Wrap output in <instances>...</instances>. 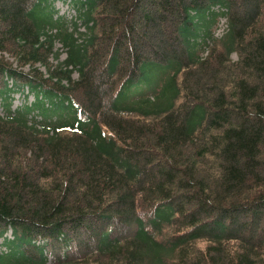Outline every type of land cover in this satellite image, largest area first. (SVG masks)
<instances>
[{"label":"trees","instance_id":"1","mask_svg":"<svg viewBox=\"0 0 264 264\" xmlns=\"http://www.w3.org/2000/svg\"><path fill=\"white\" fill-rule=\"evenodd\" d=\"M0 103V264H264V0H0Z\"/></svg>","mask_w":264,"mask_h":264},{"label":"rangeland","instance_id":"2","mask_svg":"<svg viewBox=\"0 0 264 264\" xmlns=\"http://www.w3.org/2000/svg\"><path fill=\"white\" fill-rule=\"evenodd\" d=\"M55 7L59 10V14L64 13V14H67L68 16L72 14L71 11H67L66 6L61 5L60 3H55ZM222 19H223V21L225 20L224 18H222ZM216 26H217V25H216ZM216 26L213 28V32H214ZM224 27H225V24H222V27H221V28L218 27V28L216 29V31H215V36L220 37V36H221V33H222V30L225 29ZM151 29H152V28H151ZM80 30H83V29L80 28ZM163 31H166V30H165L164 28L159 27L158 23H155V27H154V29L148 31L149 41H151L153 44H159V43L161 42V39L163 38V35H164V34H163ZM60 46H61L60 43L56 42V43L54 44L53 50H54V51L56 50V51L59 52V60H62V59L65 58V53H64L65 51L62 50ZM205 53H206V51L204 50V51L202 52V55H203L204 57L206 56ZM8 54H9V53L4 54L3 57H4L8 62H11V63H12L11 65H12L13 67H16L17 64L15 63L14 58H13L12 56H9ZM204 57H203V58H204ZM230 57H231V60H232V61H237V58H236L235 54H231ZM48 61H49L51 64H55V63H56V61H53L52 56H50V57L48 58ZM35 66H36V67L38 68V70L43 74V77L46 78L47 72H46L45 68L42 67V66H40L39 64H36ZM19 68H20L21 70L25 71V72H27L28 70H30V67H29V66H22V67H19ZM72 78H73V79H76V78H77V74H76V72H73V73H72ZM31 100H32L31 97H29V101H31ZM180 100H182V99H180ZM180 100H179V101H180ZM22 103H23V99H22L21 97H19V95H18V96H14L13 101H12V106H11V108L13 109V108H15L17 105H20V104H22ZM0 115H2L3 117L5 116V112H4V110L2 109L1 103H0ZM19 153H21V150H20ZM203 220H205V219H203ZM261 228H262L263 230L261 229V230L259 231V229H258V230H256V232L251 236V238H253V240H254V239H258V238H260V237L262 236V232H264V226H261ZM241 235H242L243 237H245V236H244L245 233H242ZM71 244L74 245L73 243H71ZM208 245H209L208 242L200 241V242H197V243L195 244V247H196V250H198V249L204 250V249H206V247H207ZM48 264H54V263H52V262L49 261Z\"/></svg>","mask_w":264,"mask_h":264}]
</instances>
